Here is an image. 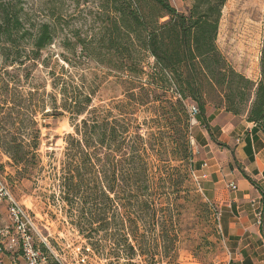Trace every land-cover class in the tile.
<instances>
[{
  "label": "trees",
  "instance_id": "obj_1",
  "mask_svg": "<svg viewBox=\"0 0 264 264\" xmlns=\"http://www.w3.org/2000/svg\"><path fill=\"white\" fill-rule=\"evenodd\" d=\"M146 1L152 16L139 11L142 0H106L117 16L105 48L126 54L138 50L153 59V66L128 67V74L114 82L120 94L107 104L96 106L99 88L74 83L70 75L65 80L52 76L49 94L34 88L28 74L30 127L26 128L22 119L28 109L21 98L12 103L8 81L1 82L3 120L17 110L20 121L12 130L0 128V151L10 160L16 181L43 178L40 127L46 125L39 124L38 113L44 119L69 115L73 132L64 137L60 159L53 153L48 156L44 178L50 180L53 197L74 227L180 220L183 203L196 201L192 193L201 191L195 179L201 165L192 149V141L199 140L192 129L199 125L213 140L207 106L236 117L246 115L247 123L264 127V40L260 80L255 83L232 69L216 46L227 0H190L186 14L166 0ZM24 38L31 41L32 61L53 41L49 25H40L31 34L20 13L0 11L2 77L10 75L6 68L17 72L24 66L19 45ZM189 105L198 110L193 117ZM262 198L264 211V194ZM206 201L208 206H199L209 207L216 217V206ZM116 247L114 256L121 245ZM126 252L133 256L135 249L129 246Z\"/></svg>",
  "mask_w": 264,
  "mask_h": 264
},
{
  "label": "rangeland",
  "instance_id": "obj_2",
  "mask_svg": "<svg viewBox=\"0 0 264 264\" xmlns=\"http://www.w3.org/2000/svg\"><path fill=\"white\" fill-rule=\"evenodd\" d=\"M166 1L180 13L186 14L191 7L190 0ZM6 8L9 12L22 15L24 25L31 34L43 24L49 25L52 31L53 41L39 52L37 61L31 60L34 58L30 54L31 41L19 39L24 66L17 72L16 68H6L10 73L8 77H2L5 65L0 53V88L2 79H6L11 102L20 98L23 101L28 109L22 119L26 128L30 127L28 74H32L34 88L40 93L44 90L49 94L52 92V76L65 80L70 75L74 83L98 87L94 103L99 106L120 94V87L114 82L128 74L125 73L128 67L153 66V59L145 52L130 50L126 54L121 49L117 53L105 48L110 39L108 33L112 21L117 16L106 0H0V11ZM139 11L153 15L151 3L146 0H142ZM220 19L218 30L222 56L232 69L255 82L256 75L260 74L264 40V0H227ZM120 43L123 46V42ZM211 108L207 106V112H211ZM48 109L49 106L46 112ZM16 111L5 121L3 118L6 115L0 109V128L12 130L18 127L20 121ZM43 119V114L39 112L37 121L46 125L40 127L39 154L45 166L41 172L43 178L36 180L34 176L16 181L15 170L1 151L0 176L29 217L33 245L40 250L47 263L54 264L56 259L62 264H82L81 260L87 264H226L216 217L209 207L206 210L199 206V203L207 205L201 191L192 193L196 201L183 203L181 217L177 221L71 226L62 204L57 197H53L50 180L44 177H47L48 156L53 153L54 158L60 159L65 147L64 137L73 129L67 114ZM203 131L196 125L192 135H200ZM2 135L0 133V137ZM192 149L196 159L207 160L208 157L202 156V151L198 150L196 141H192ZM218 159L222 162L226 160L224 155ZM201 176L196 173L198 183ZM4 228L10 234L16 232L10 225L4 205H1L0 229ZM118 244L121 245L120 253L114 256ZM129 246L135 249L133 256L126 252ZM14 256L18 264H24L20 246Z\"/></svg>",
  "mask_w": 264,
  "mask_h": 264
},
{
  "label": "crops",
  "instance_id": "obj_3",
  "mask_svg": "<svg viewBox=\"0 0 264 264\" xmlns=\"http://www.w3.org/2000/svg\"><path fill=\"white\" fill-rule=\"evenodd\" d=\"M217 34L216 46L221 50L219 30ZM258 80L259 73L254 81ZM207 116H212L209 124L213 140L205 130L198 135V150L208 158L205 162L196 159L201 165L197 173L202 174V193L221 215L218 227L226 264H264L262 230L256 225L254 213L255 203H261L264 194V127L247 123L246 115L232 116L223 109H212ZM220 155L225 156V162L218 159ZM229 183L236 189L230 190ZM14 254H6V264H18Z\"/></svg>",
  "mask_w": 264,
  "mask_h": 264
},
{
  "label": "built area",
  "instance_id": "obj_4",
  "mask_svg": "<svg viewBox=\"0 0 264 264\" xmlns=\"http://www.w3.org/2000/svg\"><path fill=\"white\" fill-rule=\"evenodd\" d=\"M191 117L198 113L194 105L188 107ZM192 125H195L192 120ZM196 179V178H195ZM228 188L235 190L234 184L229 183ZM4 205L10 225L16 230L14 234H10L8 229H0V264H6L4 257L6 254L16 253L17 248L20 246L23 252L24 264H50L46 262V259L41 257L40 250L33 245L31 234H29L32 223L23 210L22 206L13 198L10 190L5 184L4 180L0 176V206ZM255 222L256 225L262 230V241L264 243V211L260 202L255 203ZM217 225L219 223L220 214L216 213ZM219 229V227H218ZM220 234V229H219ZM221 236V234H220ZM54 264H62L59 260L55 259ZM82 264H87L84 260H81ZM93 264V263H88Z\"/></svg>",
  "mask_w": 264,
  "mask_h": 264
}]
</instances>
